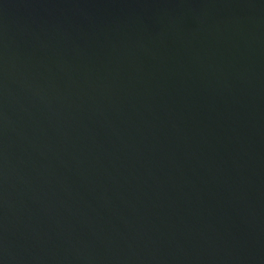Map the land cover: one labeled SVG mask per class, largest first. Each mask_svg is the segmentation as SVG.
<instances>
[{
	"label": "water",
	"instance_id": "1",
	"mask_svg": "<svg viewBox=\"0 0 264 264\" xmlns=\"http://www.w3.org/2000/svg\"><path fill=\"white\" fill-rule=\"evenodd\" d=\"M0 264H264V0H0Z\"/></svg>",
	"mask_w": 264,
	"mask_h": 264
}]
</instances>
